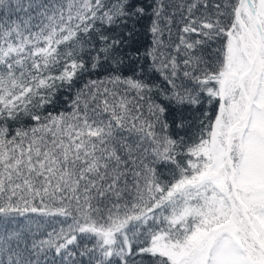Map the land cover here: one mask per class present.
Returning <instances> with one entry per match:
<instances>
[{
	"label": "snow or ice",
	"instance_id": "6c2138e0",
	"mask_svg": "<svg viewBox=\"0 0 264 264\" xmlns=\"http://www.w3.org/2000/svg\"><path fill=\"white\" fill-rule=\"evenodd\" d=\"M85 257L264 264V0H0V264Z\"/></svg>",
	"mask_w": 264,
	"mask_h": 264
},
{
	"label": "trees",
	"instance_id": "16d2710c",
	"mask_svg": "<svg viewBox=\"0 0 264 264\" xmlns=\"http://www.w3.org/2000/svg\"><path fill=\"white\" fill-rule=\"evenodd\" d=\"M167 2V0H166ZM178 19V17H177ZM148 24V21H142L140 25L137 26L138 29V35L133 37L132 43L130 47L125 48L123 51L124 53H128V52H135L137 49H139L140 52H143L145 50L146 47H148L151 43L152 37L150 34H148L146 32V26ZM179 27H181V25H177V24H173V44L178 43V29ZM165 41H167L168 37H167V33H165V37H164ZM136 64L141 63V61H136ZM145 67H147V64H145ZM129 69V57L127 55L124 56V65L122 67V74L125 76L131 75V72L128 70ZM104 75H107L106 72H104L102 69L98 70L96 74L93 75L92 78H97L102 77ZM143 78V77H142ZM150 80L153 83H161L162 81L159 78L158 74H150ZM80 85L78 84L77 87H79ZM163 86V85H162ZM75 91V89H73V92ZM66 97H68V100L71 99V97L69 96V94L66 91H60L58 93L57 96V106H56V111H60V110H68L70 111V109L68 108V101H66ZM52 109L49 108L48 111H51ZM207 110L202 109L201 111ZM200 116L199 112H186L185 113V118L187 121H189L192 125L191 128H188L186 125L185 129H178L175 127V125H172L170 132L172 134H174L175 137H185L187 138L188 136L192 135L194 132L197 131V127L196 125L199 122L198 117ZM169 124H172L171 119H169ZM28 123V122H26ZM161 171H165L164 169H161ZM62 219V218H61ZM52 226H55L57 228H59V224H53V225H48L45 226L42 230H41V234L37 235L36 239H41L44 237V234H46L47 231H51ZM86 243V241L84 239H81L80 244L81 247L83 246V244ZM91 246V244H89V247ZM83 264H87V258H83Z\"/></svg>",
	"mask_w": 264,
	"mask_h": 264
}]
</instances>
